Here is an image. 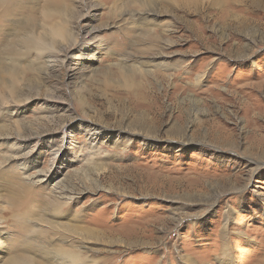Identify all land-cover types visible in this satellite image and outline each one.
<instances>
[{"label":"rangeland","instance_id":"1","mask_svg":"<svg viewBox=\"0 0 264 264\" xmlns=\"http://www.w3.org/2000/svg\"><path fill=\"white\" fill-rule=\"evenodd\" d=\"M9 174L58 203L0 199L34 264H264V0L0 4Z\"/></svg>","mask_w":264,"mask_h":264},{"label":"bare ground","instance_id":"2","mask_svg":"<svg viewBox=\"0 0 264 264\" xmlns=\"http://www.w3.org/2000/svg\"><path fill=\"white\" fill-rule=\"evenodd\" d=\"M5 1L9 3L11 0H0V4L5 3ZM57 32H60V30L58 29ZM0 190L4 191L0 194V199L4 200L6 198V201L4 200L5 203L8 202L11 206L10 208L6 206L3 210L9 213L14 219L19 220V223L16 224L17 228L23 227L28 231H31L34 221H49L51 217L50 213H52V209L54 208L52 206L57 203L51 196L45 199L42 189L39 186L37 187L34 183L25 182L21 177L10 174L6 176ZM2 219L3 216L0 215V222ZM34 231L39 233L38 240H43V237L44 240H47L46 233H48V228H38ZM13 240L14 238L8 241H1L4 245L0 250V259L5 254L8 255L1 264H34L30 257L25 256L24 252H35V256L37 255L36 246L21 242L17 243L16 241L12 243ZM8 242L15 246L13 248H7L6 243ZM61 255L67 257V251L64 249Z\"/></svg>","mask_w":264,"mask_h":264}]
</instances>
